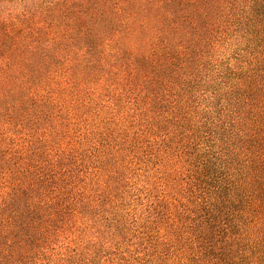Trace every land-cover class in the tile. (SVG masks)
<instances>
[{"label": "trees", "instance_id": "16d2710c", "mask_svg": "<svg viewBox=\"0 0 264 264\" xmlns=\"http://www.w3.org/2000/svg\"><path fill=\"white\" fill-rule=\"evenodd\" d=\"M0 264H264V0L4 3Z\"/></svg>", "mask_w": 264, "mask_h": 264}, {"label": "rangeland", "instance_id": "374dc122", "mask_svg": "<svg viewBox=\"0 0 264 264\" xmlns=\"http://www.w3.org/2000/svg\"><path fill=\"white\" fill-rule=\"evenodd\" d=\"M6 2L8 3V7L10 8V10L14 11L15 5H16V0H9V2L6 0H0V6H1L0 8H2L3 4L4 3L6 4Z\"/></svg>", "mask_w": 264, "mask_h": 264}]
</instances>
